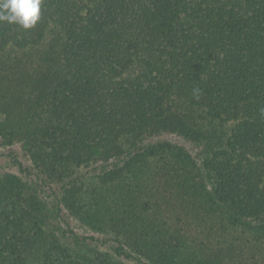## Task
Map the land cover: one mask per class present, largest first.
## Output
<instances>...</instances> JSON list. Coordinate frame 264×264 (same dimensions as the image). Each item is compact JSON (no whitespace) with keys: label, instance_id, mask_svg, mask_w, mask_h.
Instances as JSON below:
<instances>
[{"label":"trees","instance_id":"trees-1","mask_svg":"<svg viewBox=\"0 0 264 264\" xmlns=\"http://www.w3.org/2000/svg\"><path fill=\"white\" fill-rule=\"evenodd\" d=\"M0 160V264H264V0L0 22Z\"/></svg>","mask_w":264,"mask_h":264},{"label":"clouds","instance_id":"clouds-1","mask_svg":"<svg viewBox=\"0 0 264 264\" xmlns=\"http://www.w3.org/2000/svg\"><path fill=\"white\" fill-rule=\"evenodd\" d=\"M44 0H0V22L16 25L24 30L33 29L41 20ZM194 95L199 89H194Z\"/></svg>","mask_w":264,"mask_h":264},{"label":"rangeland","instance_id":"rangeland-1","mask_svg":"<svg viewBox=\"0 0 264 264\" xmlns=\"http://www.w3.org/2000/svg\"><path fill=\"white\" fill-rule=\"evenodd\" d=\"M0 164L3 165V166L5 165V163L2 162L1 160H0ZM48 226H49L51 231H54L62 240H65L64 235L62 233V230L60 229V226H59V224L56 221H54V220L49 221L48 222ZM75 227L81 233H85L86 232L85 229L82 228L81 226H79L78 224H76Z\"/></svg>","mask_w":264,"mask_h":264}]
</instances>
